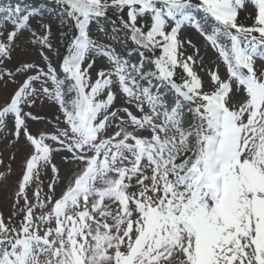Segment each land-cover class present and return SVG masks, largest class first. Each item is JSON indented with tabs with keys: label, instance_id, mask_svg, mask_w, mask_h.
<instances>
[{
	"label": "snow or ice",
	"instance_id": "1",
	"mask_svg": "<svg viewBox=\"0 0 264 264\" xmlns=\"http://www.w3.org/2000/svg\"><path fill=\"white\" fill-rule=\"evenodd\" d=\"M47 6L58 34L39 9L0 0V87L14 86L0 133L29 148L12 213H0V264H264V0ZM188 30L226 79L204 68ZM121 33L135 45L126 55ZM28 45L40 62H14ZM46 102L54 119L31 111ZM30 121L54 131L33 134Z\"/></svg>",
	"mask_w": 264,
	"mask_h": 264
},
{
	"label": "rangeland",
	"instance_id": "2",
	"mask_svg": "<svg viewBox=\"0 0 264 264\" xmlns=\"http://www.w3.org/2000/svg\"><path fill=\"white\" fill-rule=\"evenodd\" d=\"M18 2V0H17ZM22 6H31L34 8H37L40 10L43 16V22L50 24L52 26L53 33L58 34L59 29L56 27L58 21H54V16L51 14V12L44 8L41 5L40 0H33V1H24L21 0ZM252 12V9L249 8L247 12L241 11L239 14L244 17H249V14ZM126 18V17H125ZM114 19V17H113ZM40 21V17H32L30 18V24L33 28L38 27V23ZM105 24V27L111 28V25L107 22H103ZM117 26H119V22H117ZM93 32L96 35H102L100 33L95 32V26H93ZM29 34L27 32L24 33V36L27 37ZM124 34H120V43H116L115 47L117 49V52L121 55H126V47L124 44V37H122ZM183 36L191 38L193 43H195L200 49V55L203 56L204 61V68L210 69V70H216L218 67L219 73L222 78H227L226 68L223 65L222 61L217 59V54L211 49V48H205L204 41L201 37L198 36L194 32V30H188L183 33ZM55 42V41H54ZM62 52V48H61ZM193 54V49L191 47H188L186 50V55ZM36 60L37 63L40 62L39 56L36 52V50L28 45L27 46V52H20L18 51L15 55L14 62H19L22 60ZM131 61L133 62L135 59L131 58ZM259 63V62H258ZM9 67H12L13 64L10 63L8 65ZM153 65L149 63L148 61H144V68L145 70L153 69ZM194 71H196L206 82L209 79L208 75L204 70L201 69L199 65L194 66ZM93 78H95V74L93 73ZM208 87H211L210 85H207ZM14 86H9L8 88L0 87V104L4 102V100L10 95L12 92ZM163 91V90H162ZM241 97H237V100H239ZM170 99V96H169ZM119 102H123L122 99ZM34 115H40L47 117L48 119H54L56 115H59L58 108L51 103L46 102L43 105L37 104L33 109H31ZM135 112V109H133ZM30 130L33 134H36L38 132H45V133H52L54 131L53 126L51 124H48L46 126L45 121H30ZM63 127V125H61ZM12 128L11 122L9 123V129ZM146 134V133H145ZM5 136H9L8 132L0 133V160L3 161L2 164H0V173H6V179L0 180V213L3 214L5 220L7 221L8 217L12 213V196L14 195L18 181L20 180L21 174L23 172V165L24 160L26 156L28 155L29 148L26 146L23 138L15 144L11 142V137L9 136V139H5ZM51 143V141H49ZM15 156V159H12V157ZM54 163H56L58 166H61V172L62 175L64 174V167L62 165V162L60 160V154H56L54 156ZM11 168V171H8V168ZM51 173L49 172L46 176L42 175V179H44L45 184H47L48 179L50 178ZM34 190L33 188L29 189V196L31 197V193ZM45 191H47V188L45 187ZM59 194V189L58 193ZM22 203V202H21ZM19 219V218H17Z\"/></svg>",
	"mask_w": 264,
	"mask_h": 264
},
{
	"label": "trees",
	"instance_id": "3",
	"mask_svg": "<svg viewBox=\"0 0 264 264\" xmlns=\"http://www.w3.org/2000/svg\"><path fill=\"white\" fill-rule=\"evenodd\" d=\"M24 1H29L30 2V1H33V0H24ZM11 2L13 4H15L17 2V0H11ZM40 2H41V5L44 8H47L51 12V14L54 16V21H56V20L58 21L56 27L59 30H61L62 26L60 24V17H59L58 10L55 8V6H51V7L47 6L48 5V0H40ZM239 19H240V21L242 23H245L247 25H250L251 22H252L248 17H244V16H240ZM122 37H124V35ZM124 39H125V37H124ZM123 42H124L123 45L126 47V50L135 48V45L132 43V41L130 39L124 40ZM63 51L64 50L62 48V52L61 53H63ZM131 58L135 59L133 61V63H140L141 62L140 57H139L138 54H134ZM177 71H178L177 80L179 81V76L182 74V71L181 70H177Z\"/></svg>",
	"mask_w": 264,
	"mask_h": 264
}]
</instances>
